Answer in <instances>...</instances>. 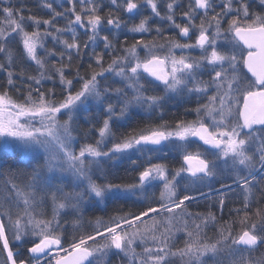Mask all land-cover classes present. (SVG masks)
<instances>
[{"label": "snow or ice", "instance_id": "6c2138e0", "mask_svg": "<svg viewBox=\"0 0 264 264\" xmlns=\"http://www.w3.org/2000/svg\"><path fill=\"white\" fill-rule=\"evenodd\" d=\"M35 3L0 0V264H264V0Z\"/></svg>", "mask_w": 264, "mask_h": 264}, {"label": "trees", "instance_id": "16d2710c", "mask_svg": "<svg viewBox=\"0 0 264 264\" xmlns=\"http://www.w3.org/2000/svg\"><path fill=\"white\" fill-rule=\"evenodd\" d=\"M25 2L29 5V7H31L32 9H33V11H36V3H35V0H25ZM28 13H27V11L25 12V15H27ZM37 14H39V13H37ZM155 21H153V23H154ZM153 35H154V33H153ZM148 38H150V37H148ZM129 43H130V41H129ZM84 67L86 68L87 67V59H85V64H84ZM176 113L177 115H178V109H176V110H172V111H167L166 112V114H165V119H173V113ZM145 123V120L142 118V117H138V118H136L135 120H133L132 122H131V124L130 125H128V127H137V126H143V124ZM120 131H127V127L126 128H122V129H120ZM6 158V160H9V161H11L12 160V157H10V156H5ZM125 167H128V165L127 164H125V165H123V166H120L118 169H114L113 171L115 172V174L116 175H118V176H120V177H123V178H125L126 180H130L131 179V177L134 175V173H131V172H128V173H126L125 171H124V168ZM235 203L236 202H234V201H230L229 203H228V205L225 207V209H224V213H223V215H224V219H229V210L233 207V206H235ZM259 205H256V204H253V207H252V209H250V211H252V212H254L255 211V209H256V207H258ZM104 207V206H103ZM102 207V208H103ZM190 207V210H194L196 207H199L201 210H203V212L204 211H206L207 210V202H201L199 205H196V204H192V205H190L189 206ZM110 210H111V205L109 206V212H110ZM217 211V215H219V212H218V210H216ZM95 215H106L104 212H101V211H98V212H95L94 213ZM209 235L211 236L212 235V233L211 232H209ZM261 254H264V246H261L259 249H257L254 253H245L244 255H248V256H251L252 258H256V257H258V256H260ZM3 257H1L0 259H2Z\"/></svg>", "mask_w": 264, "mask_h": 264}, {"label": "rangeland", "instance_id": "374dc122", "mask_svg": "<svg viewBox=\"0 0 264 264\" xmlns=\"http://www.w3.org/2000/svg\"><path fill=\"white\" fill-rule=\"evenodd\" d=\"M35 5H36V4H35ZM179 11H180V10H178V12H179ZM38 13H39V15H44V12H43V11H40V12H38ZM143 14H144V15H148V14H149V10H148V9H144ZM177 19H179V18H177ZM138 20H139V16L136 17V22H138ZM82 38H83V37H82ZM135 38H139V36H136ZM121 39H123V36H121ZM129 41H130V43H131V42H132V38H130ZM49 46H51L50 42H49ZM141 54H143V53H141ZM82 72H83V69H82ZM77 87H78V85H77ZM173 110H176V109H173ZM178 112H179L178 115L182 114V113H183V108H179V109H178ZM187 118H188V119H193L194 116H193V115H189ZM198 144H199V142L197 141L195 144L192 145V148L195 149V148L197 147ZM173 155H175V154H173ZM5 158H6V157H4V159H5ZM177 159H178V157H177ZM102 207H103V204H100V205L98 206V208L93 209L92 212H91L90 214L93 215V216H95L94 213L100 211V209H101ZM193 211H200V212H203V210H201L199 207H196ZM0 258H1V257H0ZM208 264H212L210 258H209V260H208Z\"/></svg>", "mask_w": 264, "mask_h": 264}, {"label": "bare ground", "instance_id": "6f19581e", "mask_svg": "<svg viewBox=\"0 0 264 264\" xmlns=\"http://www.w3.org/2000/svg\"><path fill=\"white\" fill-rule=\"evenodd\" d=\"M177 18H179V12H177ZM172 110H173V109H170L169 112L172 111ZM137 118H138V117H137Z\"/></svg>", "mask_w": 264, "mask_h": 264}]
</instances>
